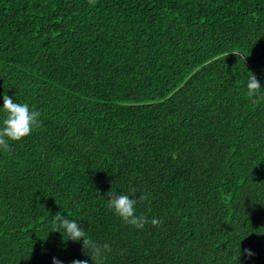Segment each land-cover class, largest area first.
I'll use <instances>...</instances> for the list:
<instances>
[{
	"label": "trees",
	"instance_id": "1",
	"mask_svg": "<svg viewBox=\"0 0 264 264\" xmlns=\"http://www.w3.org/2000/svg\"><path fill=\"white\" fill-rule=\"evenodd\" d=\"M249 73L264 97V0H0V108L41 113L0 151V264H92L57 213L105 264H264ZM110 190L163 223H123Z\"/></svg>",
	"mask_w": 264,
	"mask_h": 264
},
{
	"label": "clouds",
	"instance_id": "2",
	"mask_svg": "<svg viewBox=\"0 0 264 264\" xmlns=\"http://www.w3.org/2000/svg\"><path fill=\"white\" fill-rule=\"evenodd\" d=\"M261 86L256 76L249 73L246 97L248 102L255 106L260 103L261 99ZM5 114V118L0 124V151L11 152L10 143L20 142L28 137L34 128L40 126L41 113L36 110H30L27 103L14 102L7 94L3 96V108H0ZM106 196L107 207L113 212L115 216L120 218L123 223L135 228L143 229L148 223L157 227L163 223L162 220L157 218L148 219L146 215H137L135 212L136 205L139 201L147 199L146 195H140L137 198L133 190L131 195L123 194L117 195L110 190ZM54 229L52 232H60L63 237L66 235L67 240L73 242L83 241V248L85 253L91 258L92 264H105L107 254L111 252V247L107 244H100L91 239L86 234V230L81 227L75 220H70L61 213H57L52 217ZM248 255H251L249 252ZM55 264V262H54ZM74 264H87V261H75Z\"/></svg>",
	"mask_w": 264,
	"mask_h": 264
},
{
	"label": "water",
	"instance_id": "3",
	"mask_svg": "<svg viewBox=\"0 0 264 264\" xmlns=\"http://www.w3.org/2000/svg\"><path fill=\"white\" fill-rule=\"evenodd\" d=\"M257 80H259V78H257Z\"/></svg>",
	"mask_w": 264,
	"mask_h": 264
}]
</instances>
